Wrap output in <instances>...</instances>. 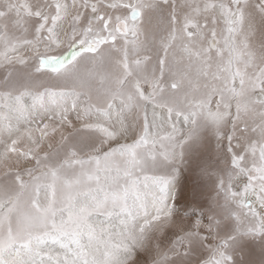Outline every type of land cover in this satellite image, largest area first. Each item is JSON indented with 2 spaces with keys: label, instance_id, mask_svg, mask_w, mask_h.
Returning a JSON list of instances; mask_svg holds the SVG:
<instances>
[{
  "label": "snow or ice",
  "instance_id": "1",
  "mask_svg": "<svg viewBox=\"0 0 264 264\" xmlns=\"http://www.w3.org/2000/svg\"><path fill=\"white\" fill-rule=\"evenodd\" d=\"M193 149L212 191L181 203ZM250 244L264 0H0V264H249Z\"/></svg>",
  "mask_w": 264,
  "mask_h": 264
},
{
  "label": "rangeland",
  "instance_id": "2",
  "mask_svg": "<svg viewBox=\"0 0 264 264\" xmlns=\"http://www.w3.org/2000/svg\"><path fill=\"white\" fill-rule=\"evenodd\" d=\"M210 158V151H197L195 149L186 157L187 163L181 167L180 174L176 178L172 189L174 196L177 197L179 202L182 203L183 198L189 194L199 197L200 195L211 193L212 186L207 185L206 187H201V181L195 175V169L199 164L203 160ZM244 255L249 264H260V261L264 259V252H261L257 244H250L246 248Z\"/></svg>",
  "mask_w": 264,
  "mask_h": 264
}]
</instances>
